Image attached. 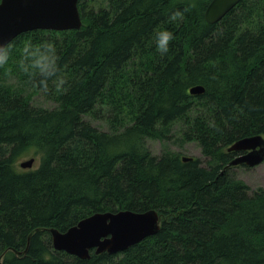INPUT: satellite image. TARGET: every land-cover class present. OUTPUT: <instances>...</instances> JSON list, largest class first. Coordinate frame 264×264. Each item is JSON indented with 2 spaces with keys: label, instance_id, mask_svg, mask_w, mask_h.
Segmentation results:
<instances>
[{
  "label": "trees",
  "instance_id": "trees-1",
  "mask_svg": "<svg viewBox=\"0 0 264 264\" xmlns=\"http://www.w3.org/2000/svg\"><path fill=\"white\" fill-rule=\"evenodd\" d=\"M209 1L78 0L79 30L29 31L6 46L0 264H264V189L223 171L237 155L228 146L264 137V0H241L215 24ZM196 85L204 92L190 95ZM35 94L54 106L32 105ZM175 125L205 166L168 148ZM147 140L163 144L159 156ZM26 155L37 168H17ZM149 209L159 232L124 252L52 248L49 228Z\"/></svg>",
  "mask_w": 264,
  "mask_h": 264
},
{
  "label": "water",
  "instance_id": "water-1",
  "mask_svg": "<svg viewBox=\"0 0 264 264\" xmlns=\"http://www.w3.org/2000/svg\"><path fill=\"white\" fill-rule=\"evenodd\" d=\"M241 0H210L204 10L208 24L219 22ZM78 0H0V57L6 46L18 35L36 30L69 31L82 26ZM204 92L200 85L189 89L196 96ZM236 153L223 171L230 167H256L264 162V138L254 135L239 139L226 148ZM192 160L183 156L182 161ZM34 158L19 163L23 170L31 169ZM222 171V172H223ZM160 216L154 209L144 212L120 210L96 212L60 232L49 228L51 245L79 259H89L90 253L118 254L155 236L160 230Z\"/></svg>",
  "mask_w": 264,
  "mask_h": 264
},
{
  "label": "rangeland",
  "instance_id": "rangeland-1",
  "mask_svg": "<svg viewBox=\"0 0 264 264\" xmlns=\"http://www.w3.org/2000/svg\"><path fill=\"white\" fill-rule=\"evenodd\" d=\"M31 104L36 106H41L45 108H51L54 106L53 103L46 101L43 99L42 95L35 94L32 96ZM84 120L89 122L92 126L96 127L101 131H109V127L104 120L93 119L90 116H84ZM174 137L169 143H166L168 148L174 152L181 154L182 156L198 158L201 160V164L205 166L206 158L201 154L200 148L195 142H188L184 144H180L177 141L178 133H179V126L175 125L173 130ZM264 138V137H263ZM150 152L155 155L159 156L162 152L163 144L158 140H147L146 142ZM34 158V163L31 169L37 168L39 165V157L26 155L17 162L16 166L18 169L23 170L19 167V163L27 160L29 158ZM230 174L234 175L236 178L242 180L249 188L250 191H253L257 188L264 189V162L256 167H246V166H236L228 168Z\"/></svg>",
  "mask_w": 264,
  "mask_h": 264
},
{
  "label": "clouds",
  "instance_id": "clouds-1",
  "mask_svg": "<svg viewBox=\"0 0 264 264\" xmlns=\"http://www.w3.org/2000/svg\"><path fill=\"white\" fill-rule=\"evenodd\" d=\"M169 36H170L169 33H166V34H165V37H164V38H165V41L169 38ZM164 50L166 51L167 49L165 48Z\"/></svg>",
  "mask_w": 264,
  "mask_h": 264
},
{
  "label": "bare ground",
  "instance_id": "bare-ground-1",
  "mask_svg": "<svg viewBox=\"0 0 264 264\" xmlns=\"http://www.w3.org/2000/svg\"><path fill=\"white\" fill-rule=\"evenodd\" d=\"M181 141H182V140H181ZM181 141H180V142H181ZM188 144H189V143H188ZM163 147H164V146H163ZM200 161H201V160H200ZM202 165H203V164H202Z\"/></svg>",
  "mask_w": 264,
  "mask_h": 264
}]
</instances>
